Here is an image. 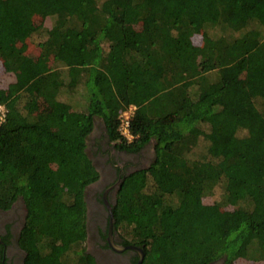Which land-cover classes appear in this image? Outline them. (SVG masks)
<instances>
[{"label": "trees", "instance_id": "16d2710c", "mask_svg": "<svg viewBox=\"0 0 264 264\" xmlns=\"http://www.w3.org/2000/svg\"><path fill=\"white\" fill-rule=\"evenodd\" d=\"M36 32L33 59L17 43ZM0 62L15 77L0 90V207L23 200L31 264H96L84 247L96 119L119 148L153 140L154 161L123 178L112 207L141 264L264 260V0H0ZM78 86L74 117L31 115L33 98ZM130 104L138 138L126 143L117 115Z\"/></svg>", "mask_w": 264, "mask_h": 264}, {"label": "flooded vegetation", "instance_id": "af4514ba", "mask_svg": "<svg viewBox=\"0 0 264 264\" xmlns=\"http://www.w3.org/2000/svg\"><path fill=\"white\" fill-rule=\"evenodd\" d=\"M97 121L88 136L86 147L98 178L84 189L85 252L93 257L96 264H137L140 253L134 247L141 250L142 247L128 242L124 237L115 223L112 207L123 178L147 168L154 161L153 140L136 151L119 148L115 142L109 141L102 120L99 119L101 124ZM25 220L26 208L21 198L15 199L6 209L0 207V264L32 263V258L20 241Z\"/></svg>", "mask_w": 264, "mask_h": 264}, {"label": "rangeland", "instance_id": "374dc122", "mask_svg": "<svg viewBox=\"0 0 264 264\" xmlns=\"http://www.w3.org/2000/svg\"><path fill=\"white\" fill-rule=\"evenodd\" d=\"M35 26L40 27V28H47L51 25V22L53 20L52 17L48 16H43V15H38L35 16ZM39 28V29H40ZM43 34H37V32L33 35L32 40L23 39L22 41H19L17 43L18 45L24 46V51L27 56L30 58H35L36 55L38 54V47L35 46L37 42H40L43 40ZM194 42H198L201 40V33L200 34H195L192 37ZM34 41L35 44L32 42ZM15 82V77L12 73L7 72L4 67L2 66L0 62V90H5L7 86L11 83ZM82 88L78 86L76 88V92L74 96H67L65 94H59L55 100H41L39 98H33V101L29 104L30 112L32 114H36L38 112H45L48 113L50 116H54L58 119H69L71 117H74L75 113L80 112L83 110V103H84V98L83 94L81 93ZM76 101V103H75ZM26 102L25 98L21 95L19 98L18 102V107L20 110L21 107L24 105ZM8 101L6 103H1L4 104L7 107ZM97 122L101 124V121L99 119ZM199 149H201L200 145L195 149V153H199ZM221 187H216L215 191L211 193L210 195L206 196L203 198V204L204 205H212L213 203L217 202L220 199L221 195ZM223 209L225 210H230L231 207H224ZM121 230V233L124 235V237L127 239V230L119 228ZM220 262V261H219ZM234 264H264V260H246V259H237Z\"/></svg>", "mask_w": 264, "mask_h": 264}, {"label": "built area", "instance_id": "2783aa9c", "mask_svg": "<svg viewBox=\"0 0 264 264\" xmlns=\"http://www.w3.org/2000/svg\"><path fill=\"white\" fill-rule=\"evenodd\" d=\"M136 106L133 104L128 105L126 108L120 110L117 115L118 120V133L122 141L132 143L138 135L134 134L130 129V121L135 112ZM8 113V108L4 104H0V124L5 121Z\"/></svg>", "mask_w": 264, "mask_h": 264}, {"label": "water", "instance_id": "95a60500", "mask_svg": "<svg viewBox=\"0 0 264 264\" xmlns=\"http://www.w3.org/2000/svg\"><path fill=\"white\" fill-rule=\"evenodd\" d=\"M134 248H136V249H138L139 250V253H140V260L138 261V263L137 264H141V261H142V259H143V251L140 249V248H137V247H134Z\"/></svg>", "mask_w": 264, "mask_h": 264}]
</instances>
